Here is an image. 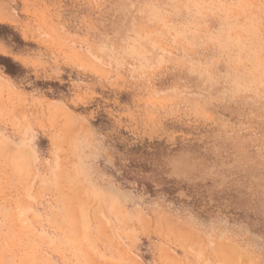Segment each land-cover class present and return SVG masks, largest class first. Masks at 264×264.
Masks as SVG:
<instances>
[{"label":"rangeland","instance_id":"rangeland-1","mask_svg":"<svg viewBox=\"0 0 264 264\" xmlns=\"http://www.w3.org/2000/svg\"><path fill=\"white\" fill-rule=\"evenodd\" d=\"M0 264H264V0H0Z\"/></svg>","mask_w":264,"mask_h":264}]
</instances>
